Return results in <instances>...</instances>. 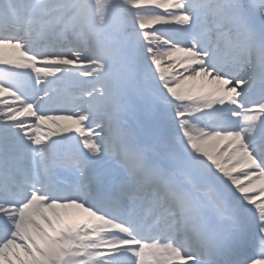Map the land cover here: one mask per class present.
<instances>
[{
  "label": "snow or ice",
  "instance_id": "6c2138e0",
  "mask_svg": "<svg viewBox=\"0 0 264 264\" xmlns=\"http://www.w3.org/2000/svg\"><path fill=\"white\" fill-rule=\"evenodd\" d=\"M0 65V264H264V0H0Z\"/></svg>",
  "mask_w": 264,
  "mask_h": 264
},
{
  "label": "bare ground",
  "instance_id": "6f19581e",
  "mask_svg": "<svg viewBox=\"0 0 264 264\" xmlns=\"http://www.w3.org/2000/svg\"><path fill=\"white\" fill-rule=\"evenodd\" d=\"M0 67H3L2 65H0Z\"/></svg>",
  "mask_w": 264,
  "mask_h": 264
}]
</instances>
